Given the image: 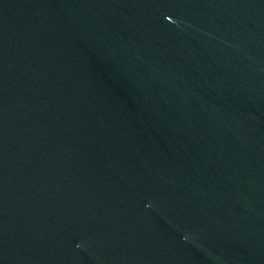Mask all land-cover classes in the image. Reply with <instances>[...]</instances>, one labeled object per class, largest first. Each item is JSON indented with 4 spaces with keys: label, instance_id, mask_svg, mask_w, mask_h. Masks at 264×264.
Here are the masks:
<instances>
[{
    "label": "water",
    "instance_id": "1",
    "mask_svg": "<svg viewBox=\"0 0 264 264\" xmlns=\"http://www.w3.org/2000/svg\"><path fill=\"white\" fill-rule=\"evenodd\" d=\"M0 86L101 264H264V0H0Z\"/></svg>",
    "mask_w": 264,
    "mask_h": 264
}]
</instances>
